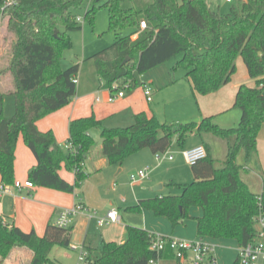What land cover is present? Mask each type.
<instances>
[{
	"label": "trees",
	"instance_id": "16d2710c",
	"mask_svg": "<svg viewBox=\"0 0 264 264\" xmlns=\"http://www.w3.org/2000/svg\"><path fill=\"white\" fill-rule=\"evenodd\" d=\"M130 1L133 7L124 8ZM84 0H0V20L7 17L11 43L8 65L0 76L9 75L15 112L0 116V178L2 186L14 185L15 149L19 137L36 159L27 180L34 187L73 193L86 180L83 164L94 146L90 130L100 128L101 153L110 165L121 164L129 156L148 149L154 155L169 150L174 139L182 143L196 134H211L222 140L234 138L221 168L215 167L208 146L205 159L191 166L194 180L182 184L177 196L140 200L132 212L151 211L167 218L173 227L190 218L189 209L197 207V235L212 239L235 240L239 247L253 241L255 219L264 217V190L253 194L240 177L237 163L240 151L246 159L257 149V137L264 125V0H244L227 15L211 10L205 0H101L108 11V29L116 40L95 53L97 75L105 88L117 81L135 82L142 75L175 57L173 70L181 69L193 90L206 96L226 85L235 73V61L241 57L255 81L253 88L238 89L234 108L241 117L238 125L222 129L212 118L199 123H161L154 116L139 113L132 125L105 128L93 116L72 120L68 125V149L65 153L51 131L40 132L36 123L65 107L75 95L73 78L78 65L65 70L60 59L72 47L69 33L81 30L76 13ZM96 3V2H95ZM135 6V7H134ZM97 5H91L84 21L94 24ZM146 27L141 30L140 24ZM130 30L128 35L122 31ZM138 34L136 40L132 36ZM127 61L125 63L124 60ZM74 172L69 184L59 176L61 166ZM72 228L48 224L42 237L8 226L0 217V257L5 259L15 247L33 253L30 264H51L54 247H70ZM122 245L103 243L101 257L89 264H148L150 260L172 259L170 251L160 254L150 249L154 234L126 227ZM233 264H239V260Z\"/></svg>",
	"mask_w": 264,
	"mask_h": 264
},
{
	"label": "crops",
	"instance_id": "0c3cea01",
	"mask_svg": "<svg viewBox=\"0 0 264 264\" xmlns=\"http://www.w3.org/2000/svg\"><path fill=\"white\" fill-rule=\"evenodd\" d=\"M93 1L98 3L101 0ZM205 1L211 10L216 11L212 8L210 1ZM243 1L241 0V2ZM92 4L93 2L91 1L85 12ZM83 9L82 6L76 13L77 17H80L78 14H82ZM137 37L138 34H135L131 38L136 40ZM99 51L85 50L82 54L83 62L93 61L91 57ZM73 65L78 64L71 62L66 68ZM235 67V73L230 81L210 95L201 96L197 94L193 90L192 83L185 77L184 71L172 75L169 72L168 74L166 72H158V70L156 74H153V72L145 74L141 87L125 92L121 99L112 103L107 101L109 97L108 88L103 86L100 77L97 76V81L94 76L86 78L84 76L85 73L78 69L76 92L69 104L40 119L36 126L40 132L51 131L65 153L68 149L69 122L91 116L98 121H103L105 128L122 127L123 125L117 124L121 121H133V117L139 113H145L149 117L154 116L161 123H199L203 118H212L213 122L222 129L235 128L241 117L240 111L234 108L238 89L242 85L251 88L255 86V81L249 77L241 57L236 59ZM6 81H11L8 75L0 81V89L2 93L10 94L13 90L12 81L8 88L4 85ZM145 85L151 89V101H147L143 93ZM164 94L168 95L167 101L166 99L164 101ZM161 112H163V115ZM162 118H164V121ZM95 129H91L89 132L94 140V146L85 157L83 168L87 178L81 187L73 193L40 187H33L31 190L13 189L11 193L0 197V217L5 224L8 226L14 225L25 233L34 231L38 237H42L46 226L54 224L64 210H70L77 204L81 205L87 213L71 217L70 247L68 249L54 247L49 255L50 260L53 262L51 264H76L79 250H74L73 247L85 248L88 252L89 260L96 262L101 257L100 250L103 243L122 245L126 241L127 226L178 240L193 241L202 239L205 243L214 247L216 264H233L238 259L240 247L235 240L212 239L197 235V219L202 216L200 208H190V218L176 227H173L165 217H155L151 211H130L129 208L136 206L140 200L166 196L161 193L164 186L159 175L153 179H149L150 175H148L147 180L149 181L144 182L143 180L135 184L130 183L129 177L128 186L124 178H121L122 173L135 172L151 164L154 154L150 150L143 149L123 160L121 164L110 165L107 158L101 153V137L93 136ZM263 144L264 125L261 127L257 137V149L250 157L247 166L244 167V174H241V179L255 195H260L264 190ZM199 145L208 146L210 155L215 161V167L217 168V159L214 156L216 154L213 153L212 155V151H218L220 148V150L225 149L226 152L229 144L221 146L214 140H207L201 141L197 145H191L187 147V150ZM241 153L239 156L242 155ZM180 155L184 159L182 153ZM167 162L169 164L166 170L175 178L180 177L181 175L176 171L175 158L173 157L171 161L167 160ZM35 164L34 155L25 146L22 138L19 137L15 149L14 181L20 183L28 181V171ZM255 167L259 168L257 170L258 174L250 175L249 172ZM59 176L69 184H74L75 182L74 172L67 170L64 165L59 170ZM115 178L116 181H114V185L111 188L109 184ZM110 210L118 212L119 221L108 226L99 227L96 217L89 216L91 212H95L97 217L104 216ZM32 258L33 253L29 249L15 247L5 259L0 257V264H30ZM162 261L159 260L158 264H162ZM176 264L180 263L177 261Z\"/></svg>",
	"mask_w": 264,
	"mask_h": 264
},
{
	"label": "rangeland",
	"instance_id": "374dc122",
	"mask_svg": "<svg viewBox=\"0 0 264 264\" xmlns=\"http://www.w3.org/2000/svg\"><path fill=\"white\" fill-rule=\"evenodd\" d=\"M91 1L93 2V4L97 5L96 13H95V20H94L93 25H91L89 22L83 20L84 14H85L84 13L85 9L88 7V5L90 4ZM178 1L181 2V0H178ZM208 1H210L212 8L221 14L229 13L230 9L232 7L238 9L240 7V4H241V0H232L231 3H227L226 0H208ZM123 7L124 8L133 7V5L130 1H126L123 4ZM83 8L84 9L82 11V14H78V15H80V18H81V21L79 23L81 26V30L73 31V32L69 33V38H70V41L72 43V47L70 50L65 51L63 53V55L60 59V66L63 70H65V69H67L66 67H67V65H69V63L76 62L79 65V70L81 69L85 73L84 76L86 78L90 77V76H94V78L97 81L98 75L96 73L94 62L93 61L83 62L84 59L82 58V54L85 50L95 52V51H99L101 49H104V48L112 45L114 43V41L116 40V36L112 31H110L108 29V11L105 8H101L100 3H95V1H93V0H84ZM7 21H8L7 17H3L0 20V71L5 69L8 65V58H9V54H10L11 43L14 39V37L7 32ZM129 33H130V30H128V29L122 31V35H128ZM179 59H180L179 56L175 57L172 60H170L169 62H167L163 65H160L159 67H156V68H154V69H152V70H150V71H148L142 75L135 74V82L130 83L131 89L136 90L139 87H141L142 86L141 83L144 82V75L149 73V72H153V74L154 73L156 74V72L159 70L158 72H163V73L166 72L167 74L169 72V74H172V75L181 73L183 71L181 69L173 70L175 63ZM153 70H155V71H153ZM3 78H5V76H0V81L3 80ZM9 78H10V76H9ZM10 80H11V78H10ZM4 83H5L4 85L7 86V88H8V85L11 83V81L10 82L6 81ZM123 83H124L123 80L117 81L116 86H118L119 88H122ZM131 89L125 90V92H128ZM163 98H164V101H165V99L167 101L168 95L164 94ZM160 106H161V104H160ZM170 107H172V106H170ZM169 110H170V108H169ZM14 112H15V106H14L13 96H11L9 93H2V90L0 89V116L2 115L4 118H10L13 116ZM162 113L163 112H161V114ZM7 115H9V116L7 117ZM162 119L164 121V118H162ZM132 123H133L132 120H129L127 122L121 121L117 125H123L122 127H128V126L132 125ZM122 127H119V128H122ZM116 128H118V127H116ZM100 131H101L100 129L96 128L93 131V136L100 137ZM207 140H214V141L218 142L219 144H221V146H225V145L229 144L228 147L232 146V144L234 143L233 137H231L228 140H222V139L217 138L211 134H204V135L193 134V135L187 137L182 143H177L176 140H173V145H171L168 152H166L167 155H171L175 158L176 171L179 172V174L181 175L180 177L175 178L174 176H172V174L166 170V168L169 164L167 162V160L161 159V160L157 161L155 158V155H154V159L152 160V163L147 165V166H144L140 170H148L149 175H150L149 179H153L157 175H159L161 177V179H162L161 183L164 186V189L162 190L161 193H163L164 195H166V196L180 195L182 192L180 185L191 183L194 180L190 165H188L185 162V160L182 159L180 153H182V151L187 150V147H189L191 145H197V144L201 143V141H207ZM202 146H204V145H202ZM262 146H264V144ZM227 150H228V148H227ZM241 152L242 151H240V153ZM213 153L216 154L214 156L217 159V162H216L217 168H221L222 163L225 160L227 151L225 152V149L220 150V148H219L218 151L217 150L212 151V155H213ZM239 154H238V156H239ZM241 154L242 155L239 156V158L237 157V163L242 167V172H240V177H241V174H244V172H243L244 167L247 166V163L249 162L250 157L252 156L251 155L248 159H246L244 151ZM160 155H163V154L161 153ZM258 169L259 168L255 167L253 170H251L249 172V174L250 175H252V174L254 175L255 173L258 174V172H257ZM140 170H136L135 172L122 173L121 178H124V181H125L126 185L128 186L130 175L136 174ZM114 181H116V178L111 180V182L109 184L111 188L114 185L113 184ZM147 181H149V180H147V179L144 180V182H147ZM257 182H258V187H259V180ZM135 186H137V185H135ZM258 187H257V189H258ZM162 262H163L162 264H176L177 260H175L173 258L172 259H163Z\"/></svg>",
	"mask_w": 264,
	"mask_h": 264
},
{
	"label": "built area",
	"instance_id": "2783aa9c",
	"mask_svg": "<svg viewBox=\"0 0 264 264\" xmlns=\"http://www.w3.org/2000/svg\"><path fill=\"white\" fill-rule=\"evenodd\" d=\"M227 3H231L232 0H226ZM77 22L80 23L81 18L77 17ZM146 27L145 22H141L140 28L144 30ZM73 83L76 85L77 79L73 78ZM131 89V85L128 82L123 83V87L119 88L116 83L112 85L111 88L107 89L109 92V97L107 101L109 103L115 102L121 99L125 90ZM143 93L147 101H151V89L149 86L145 85L143 87ZM155 154L157 161L161 159H166L171 161L173 156L167 155V153ZM182 156L185 162L192 166L197 162L203 160L207 156V152L204 146L199 145L182 152ZM148 170H140L136 174L130 176V183L135 184L141 182L148 178ZM33 185L30 181L24 183L15 182L12 186H0V197L5 194L11 193L13 189L16 190H31ZM87 213L81 205L77 204L70 210H64L59 218L54 222V225L60 228H69L71 223V217ZM90 217H96L97 224L99 227L108 226L110 224L117 223L119 221V214L116 210H110L104 216H96L95 212L89 214ZM256 222V232L253 241L247 243L244 247L239 249L238 260L239 264H264V217L260 214L255 219ZM74 250H79L76 264H89V255L85 248H76ZM150 249L160 254L165 251H170L173 258L177 260L180 264H216L215 251L212 245L205 243L202 239H196L193 241L178 240L170 237L154 235L151 240ZM159 260L152 259L148 264H158Z\"/></svg>",
	"mask_w": 264,
	"mask_h": 264
},
{
	"label": "water",
	"instance_id": "95a60500",
	"mask_svg": "<svg viewBox=\"0 0 264 264\" xmlns=\"http://www.w3.org/2000/svg\"><path fill=\"white\" fill-rule=\"evenodd\" d=\"M97 1H100V0H97ZM127 61V59L126 60H124V62L123 63H125Z\"/></svg>",
	"mask_w": 264,
	"mask_h": 264
}]
</instances>
